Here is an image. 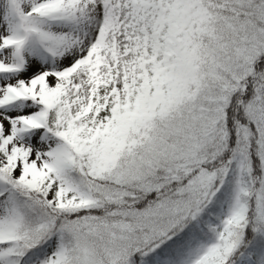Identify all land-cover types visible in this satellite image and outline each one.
<instances>
[{"label":"snow or ice","instance_id":"6c2138e0","mask_svg":"<svg viewBox=\"0 0 264 264\" xmlns=\"http://www.w3.org/2000/svg\"><path fill=\"white\" fill-rule=\"evenodd\" d=\"M0 264H264V0H0Z\"/></svg>","mask_w":264,"mask_h":264}]
</instances>
